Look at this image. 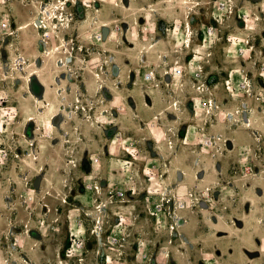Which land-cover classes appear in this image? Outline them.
<instances>
[{"label":"rangeland","instance_id":"rangeland-1","mask_svg":"<svg viewBox=\"0 0 264 264\" xmlns=\"http://www.w3.org/2000/svg\"><path fill=\"white\" fill-rule=\"evenodd\" d=\"M63 1L0 0V264H135L141 241L144 264H264V48L227 41L241 0Z\"/></svg>","mask_w":264,"mask_h":264},{"label":"crops","instance_id":"crops-1","mask_svg":"<svg viewBox=\"0 0 264 264\" xmlns=\"http://www.w3.org/2000/svg\"><path fill=\"white\" fill-rule=\"evenodd\" d=\"M223 1V0H222ZM224 1H226V0H224ZM246 2H248V4L247 3H242V0L239 2V6H238V9L236 10V13H238L239 15H241V14H245V17H246V20H242L243 21V33L242 32H236V33H229L228 35H227V37L229 36V35H237V36H239V37H241L242 39H247V38H249L250 39V41L252 42V44L254 45V48L257 46H259V50L262 52L263 51V48H264V29H262V28H259L258 26H260V24H261V22L259 21V19L257 18L258 17V15L257 14H259L260 16H262V21H264V15H263V13H264V6H261V8H260V3H258V2H256V1H254V0H248V1H246ZM264 5V4H263ZM251 18H254V20H252ZM249 23V24H248ZM248 26V25H250L251 26V28L250 29H248V28H246L245 26ZM201 27H203V25L201 26ZM259 35H260V37H259ZM258 40H259V44H258ZM182 43V42H181ZM185 43V42H184ZM181 44L182 46L181 47H184V49L186 50V49H189L185 44ZM178 45V44H177ZM202 57H203V55H202ZM243 61H247V59L246 58H241ZM177 60V59H176ZM175 60V61H176ZM196 60V59H195ZM257 62V61H256ZM151 108V107H150ZM170 109H172V106H166V105H155V106H153L152 107V111L155 113V116L152 118V120L151 121H154L155 119V121H156V123H157V125H158V128L160 127V128H163L164 129V131H165V133L163 134V133H161V132H159V133H154L151 129H149V133H150V135H151V137H152V139H153V142H154V144H158V143H166L165 141L166 140H156L158 137H161V136H167V134L168 135H171V138H172V134L170 133V130L168 131L166 128H164V127H166L165 125H167V124H165V121H163L162 120V118H161V115L163 114V113H166V112H168ZM148 122H150V120L149 121H147V122H145V129L147 128L148 129V124H146V123H148ZM169 132V133H168ZM156 136H157V138H156ZM164 136V137H165ZM164 139V138H163ZM159 141V142H158ZM131 147V146H130ZM125 151H126V149H125ZM126 153V152H125ZM138 194V193H137ZM136 194V195H137ZM146 196V195H145ZM165 253L163 252V251H160L159 252V254L157 255V264H160L161 262H163L164 264H165V259H166V257H165V255H164ZM183 254V253H182ZM184 260V262L183 263H185L186 262V259H183ZM137 263H135V264H144L143 262H142V260H138L137 259ZM188 264V263H187Z\"/></svg>","mask_w":264,"mask_h":264},{"label":"built area","instance_id":"built-area-1","mask_svg":"<svg viewBox=\"0 0 264 264\" xmlns=\"http://www.w3.org/2000/svg\"><path fill=\"white\" fill-rule=\"evenodd\" d=\"M244 20H246V17L244 18ZM43 27L46 30L49 29L48 30V33L52 29V28L51 29L50 28H47V26H43ZM246 27H247V25H246ZM119 28H120L119 25L116 24L115 25V29L118 30ZM219 30L220 29L218 27H216L215 25H212L211 23L210 24L209 23L205 24V26H203V34H204V40H205V42H206V40H213L214 38H216L219 35ZM52 31H53V29H52ZM186 34L188 35V33H186ZM100 36L101 35H99V37ZM227 41L229 42V45L233 44V46H234V50L233 51L236 54L240 55V57H245L244 55H247V53H248V55L251 56V54H252V52L254 50V45L252 44V42L250 41L249 38L242 39L241 37H239L237 35H229L227 37ZM229 51H232V50H230V48H229ZM170 73H171V75H173V77L174 76L175 77L176 76H181V74L183 73V67H182V65L179 64L178 61H175L174 62V65L170 69ZM228 89H230V88L228 87ZM262 104L264 105V98L262 100ZM207 139H209V138H207ZM129 190L131 191V194L132 195H136L137 194V190H136V187L135 186H131L130 185ZM168 193H170V190H169ZM117 194L119 196H124L125 195V191L124 190H119L117 192ZM166 197L162 200V203L157 204V208H160L161 209V208H163L164 204H172V203H173V207H175L176 209H184V208L187 207L186 206L187 202L183 198L176 197L175 195H169V196H166ZM150 213H151V215H154L155 212H150ZM124 219L125 218H121V221L122 222H125ZM76 245L78 247H82L84 245V241L83 240L78 241ZM74 255H77L78 256V254H74ZM136 255H137V258H139L142 261L143 260H146L149 257V253L147 251V243L146 242H144V241L139 242V244H138V252H137ZM112 259H111V256H108L107 263L108 264H112L113 263ZM160 264H164V263L161 262Z\"/></svg>","mask_w":264,"mask_h":264},{"label":"bare ground","instance_id":"bare-ground-1","mask_svg":"<svg viewBox=\"0 0 264 264\" xmlns=\"http://www.w3.org/2000/svg\"><path fill=\"white\" fill-rule=\"evenodd\" d=\"M69 1H71V0H66V1H63V3H67V2H69ZM54 7H55V10H52V9H50V10H47V13L46 14H43L41 17H40V19L39 20H35L33 23V25L31 24V26H30V28L33 26V28L34 29H38V27H43V26H46V24H50L51 25V27H58L59 25L56 23V22H53L52 21V19H51V15H53L54 17H57V15H58V17H60V13L59 14H57V12H54V11H56V9H58L59 7H56V5H54ZM189 26V29H188V31H189V34H188V37H189V40H190V35H191V27H190V25H188ZM24 27H26V25L24 26ZM49 27V26H48ZM243 102H246V100H243ZM206 111V110H205ZM246 117V116H245ZM243 127H245V128H248V126H246V125H243ZM218 137V136H217ZM218 139H216V141H217ZM220 140V139H219Z\"/></svg>","mask_w":264,"mask_h":264},{"label":"flooded vegetation","instance_id":"flooded-vegetation-1","mask_svg":"<svg viewBox=\"0 0 264 264\" xmlns=\"http://www.w3.org/2000/svg\"><path fill=\"white\" fill-rule=\"evenodd\" d=\"M246 252H248L250 256H254V253L253 252H250V250H247ZM257 254H260V253L257 252Z\"/></svg>","mask_w":264,"mask_h":264},{"label":"water","instance_id":"water-1","mask_svg":"<svg viewBox=\"0 0 264 264\" xmlns=\"http://www.w3.org/2000/svg\"><path fill=\"white\" fill-rule=\"evenodd\" d=\"M108 31H107V29L105 28V33H107ZM202 205L203 206H206V204L205 203H202Z\"/></svg>","mask_w":264,"mask_h":264}]
</instances>
